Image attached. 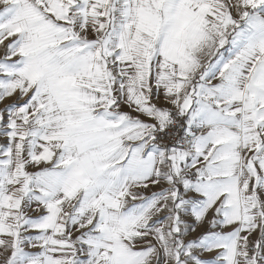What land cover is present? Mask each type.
<instances>
[{
    "label": "snow or ice",
    "instance_id": "obj_1",
    "mask_svg": "<svg viewBox=\"0 0 264 264\" xmlns=\"http://www.w3.org/2000/svg\"><path fill=\"white\" fill-rule=\"evenodd\" d=\"M0 264H264V0H0Z\"/></svg>",
    "mask_w": 264,
    "mask_h": 264
}]
</instances>
